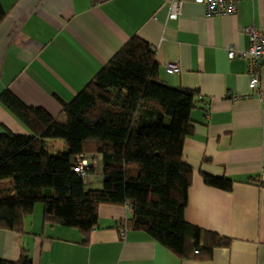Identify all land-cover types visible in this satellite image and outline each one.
Here are the masks:
<instances>
[{"label": "crops", "instance_id": "0c3cea01", "mask_svg": "<svg viewBox=\"0 0 264 264\" xmlns=\"http://www.w3.org/2000/svg\"><path fill=\"white\" fill-rule=\"evenodd\" d=\"M169 13L167 0H0V94L10 89L57 117L131 38L144 39L162 81L202 96L184 141L193 168L184 216L229 244L207 234L179 255L141 229L127 226L123 238L127 206L101 204L98 226L85 234L47 221L39 202L24 231L0 228V258L18 260L25 249L32 264H264V101L249 87L247 61L229 57L230 47H249L244 27L262 25L264 0H241L235 14L217 16L186 0L177 19ZM170 63L181 71L169 73ZM6 130L32 133L0 100ZM206 173L232 178V189L207 184ZM93 178L88 186L100 187L103 177Z\"/></svg>", "mask_w": 264, "mask_h": 264}, {"label": "trees", "instance_id": "16d2710c", "mask_svg": "<svg viewBox=\"0 0 264 264\" xmlns=\"http://www.w3.org/2000/svg\"><path fill=\"white\" fill-rule=\"evenodd\" d=\"M201 99L195 89L160 79L155 49L140 37L131 38L73 100L63 102L57 117L5 89L1 102L32 133L0 132V228L24 231L25 216L41 202L47 221L88 234L98 226L99 206L117 204L133 211L121 227L144 230L179 255L200 247L207 234L217 245H228V237L184 216L193 174L183 159L184 141ZM47 138L66 139L68 150L50 154ZM78 155L89 159L86 178L73 170ZM97 155L102 185L89 187ZM204 180L225 190L234 182L207 173ZM0 264H32V258L24 249L18 260L0 258Z\"/></svg>", "mask_w": 264, "mask_h": 264}, {"label": "built area", "instance_id": "2783aa9c", "mask_svg": "<svg viewBox=\"0 0 264 264\" xmlns=\"http://www.w3.org/2000/svg\"><path fill=\"white\" fill-rule=\"evenodd\" d=\"M186 0H167V4L170 8L169 17L177 19L181 13L183 3ZM200 3L205 8L207 16L217 15H230L235 14L237 11V4L241 0H193ZM244 30L249 35V47L247 49H236L230 47L229 57H241L248 63L249 69V87L259 98L264 101V90L261 87V80L264 71V22L261 26L255 27L254 25L244 27ZM181 71L178 63H170L168 65L169 73H179ZM235 98L242 97L241 94L234 95ZM209 115V114H208ZM89 169V159L81 156L76 157V164L73 170L82 175L88 177L87 170ZM130 208V206H127ZM127 232V227L121 228V235L124 238ZM195 254L200 253L199 249H196Z\"/></svg>", "mask_w": 264, "mask_h": 264}, {"label": "rangeland", "instance_id": "374dc122", "mask_svg": "<svg viewBox=\"0 0 264 264\" xmlns=\"http://www.w3.org/2000/svg\"><path fill=\"white\" fill-rule=\"evenodd\" d=\"M63 141V142H62ZM63 143H65L63 145ZM46 149L50 154L64 153L68 150V143L66 139L63 138H47ZM98 163L95 166V172L91 173L94 180L98 177L102 179V159L101 156H97Z\"/></svg>", "mask_w": 264, "mask_h": 264}]
</instances>
